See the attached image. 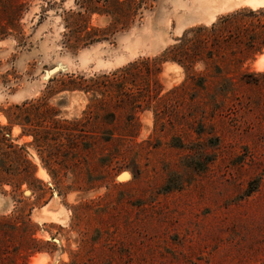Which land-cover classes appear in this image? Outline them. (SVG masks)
<instances>
[{
  "label": "rangeland",
  "instance_id": "1",
  "mask_svg": "<svg viewBox=\"0 0 264 264\" xmlns=\"http://www.w3.org/2000/svg\"><path fill=\"white\" fill-rule=\"evenodd\" d=\"M0 264H264V0H0Z\"/></svg>",
  "mask_w": 264,
  "mask_h": 264
},
{
  "label": "trees",
  "instance_id": "2",
  "mask_svg": "<svg viewBox=\"0 0 264 264\" xmlns=\"http://www.w3.org/2000/svg\"><path fill=\"white\" fill-rule=\"evenodd\" d=\"M247 14V15H244ZM232 13L228 14L226 16L219 17V19L216 22H213L210 26H197L193 31L194 34L192 37L186 38V41H184L183 44L176 46V48H181L178 50V53L182 50L185 54V51H190L193 49V51L196 50L197 46H204L206 43L210 40L213 43H217L218 41H224L231 36V31L228 29L229 27H232L237 30L238 33H240V29L247 24L246 26H250V10L247 11V13ZM246 17H249V19H244ZM243 29V28H242ZM192 31L188 30L187 32H184L183 39H185V35L190 33ZM184 45V50L182 49ZM247 49H250V35L248 36L247 40ZM212 50H209L208 53H211ZM187 54V53H186ZM173 56L171 58L172 61H176L178 63H181L180 55ZM179 57V58H175Z\"/></svg>",
  "mask_w": 264,
  "mask_h": 264
},
{
  "label": "bare ground",
  "instance_id": "3",
  "mask_svg": "<svg viewBox=\"0 0 264 264\" xmlns=\"http://www.w3.org/2000/svg\"><path fill=\"white\" fill-rule=\"evenodd\" d=\"M209 13H211V12H209ZM209 15H210V14H209ZM213 15H214V14L210 15L209 17L212 18ZM210 18H209V19H210ZM211 20H212V19H211ZM50 69H51V68H50ZM50 69L48 70L49 75H50L51 73H53V72H54L56 69H58V68L55 66V69H53V70H50ZM170 69H174V68L170 67ZM45 74H47V73H45ZM35 215H36V214H35Z\"/></svg>",
  "mask_w": 264,
  "mask_h": 264
},
{
  "label": "water",
  "instance_id": "4",
  "mask_svg": "<svg viewBox=\"0 0 264 264\" xmlns=\"http://www.w3.org/2000/svg\"><path fill=\"white\" fill-rule=\"evenodd\" d=\"M53 69H55V66H54V67H52L50 70H53ZM57 70H58V69H56L55 71H57ZM55 71H54V72H55Z\"/></svg>",
  "mask_w": 264,
  "mask_h": 264
}]
</instances>
